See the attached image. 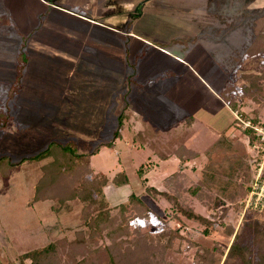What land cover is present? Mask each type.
I'll return each instance as SVG.
<instances>
[{"label":"rangeland","instance_id":"374dc122","mask_svg":"<svg viewBox=\"0 0 264 264\" xmlns=\"http://www.w3.org/2000/svg\"><path fill=\"white\" fill-rule=\"evenodd\" d=\"M263 13L264 0H0V111L8 108L12 115L0 135V156L19 162L52 141L71 142L90 155L88 173L110 178L104 191L115 227H121L115 234L123 246L116 251L123 260L118 264H130L125 253L135 264H198L206 249L212 264H247L238 254L227 257L233 243L247 250L251 264H264V206L247 208L248 195L241 194L242 185H253L261 153L243 131L250 121L242 119L259 111L264 121V89L242 94L243 80L235 77L252 68L231 56ZM22 47L47 82L27 83L17 100L13 73ZM74 68L75 87L60 100ZM108 78L113 86H105ZM227 87H233L229 96L237 98V109L223 97ZM190 115L198 120L188 123ZM178 145L198 155L183 161L174 153ZM36 160L0 175L4 264H32L30 252L88 232L86 201L77 197L56 208L52 196L36 197L46 161ZM117 172L128 183L116 184ZM174 176L178 190L169 184ZM76 179L69 174L63 185ZM147 185L177 191L182 207L210 223L177 213L173 198L152 194ZM131 192L148 209L144 215L131 207ZM122 203L129 205L126 211ZM111 243L108 236L99 240ZM44 264L72 260L60 254Z\"/></svg>","mask_w":264,"mask_h":264},{"label":"trees","instance_id":"16d2710c","mask_svg":"<svg viewBox=\"0 0 264 264\" xmlns=\"http://www.w3.org/2000/svg\"><path fill=\"white\" fill-rule=\"evenodd\" d=\"M2 20L8 21L9 18L5 16L2 17ZM8 28L10 31L15 33L13 26ZM251 28L252 33L249 36V40L245 41L242 48H236L231 55L235 56L233 58L234 63L241 61V66L245 65L246 69L248 67L252 68V70H246L245 73H240L235 77V79H238L239 81H244V84L242 81L240 85L242 88V94H246L247 92L249 93L252 90L260 93L264 89V13L254 18V23ZM186 46L187 44L185 47ZM27 56H29L27 50L22 47L19 52V79L22 77L25 62H27ZM232 90L233 87H227L222 94L224 99L229 102L230 106L237 109L239 106L237 98L235 96H229V92ZM259 114V111L256 112L254 118H249V116L245 114L244 119H242L250 121V124L245 126L243 131L249 136L251 144L259 146V151L261 153L257 160L263 159L264 156L263 134L259 133L260 129L264 130V121H262V117ZM11 118V111L8 108L0 111V135L5 130L3 127L11 122ZM185 120L188 123H193L198 120V118L194 115H190L186 117ZM122 121L123 114L120 115V125H122ZM240 125H242V123ZM118 133L119 132H116V134ZM102 146L97 147L95 151L97 152L100 150ZM174 153L183 161L191 160L198 155V153L194 150L186 149L181 145H178ZM89 157L90 155L88 154L79 153L77 145H74L71 142L63 143L58 141L50 142L42 151L32 156L23 157L19 162L12 161L11 157L8 155L0 156L1 163L5 164V167H1L0 165L1 176L4 174L8 175L12 167L16 164L23 163L26 160L32 162H34L35 159H37V162L46 160L38 173L39 181L36 188V197L44 199L52 196L51 198L56 201L54 207L59 208L63 206V204L68 205L67 201L77 197L87 202L83 210V218L85 220V224L87 225L88 232L86 230H80L73 241H67L64 239L65 242L60 241L50 243L41 250L30 252L28 257L31 258L32 264H44V261L47 258L48 260L55 257L59 258L60 254H65L67 259L72 260V264H118V261L122 259V257H120L121 254L119 255V253H116V251L120 252L123 249V246H121L122 241L117 242V238L115 236L121 227H118V225L115 227V216L110 214V211L113 210L111 209V205L105 194L106 192L104 191V187L108 185L110 178L106 174H99L90 170L88 173L87 161ZM3 158L5 160H2ZM161 158L166 159L168 157L163 155ZM1 170L6 173H2ZM139 172L142 173L141 168H139ZM123 173L124 172H117L114 176L113 181L116 184L121 185L128 183V176ZM69 174H74V176L77 177L75 184L71 185V187H69L70 185H63L64 179L66 176L69 177ZM88 175H91L90 184H87L86 182ZM174 179L175 181L169 182V184L173 183L174 187L178 190L179 184L177 183L179 182L178 180L176 181V177ZM60 186H62V188H60ZM242 187V196L249 195L252 190V186H249L248 184L242 185ZM56 189L57 191H55ZM147 191L152 194L160 193L170 199L173 198V201L177 206L174 207V209L177 213L184 212L188 218L208 222L203 215L197 214L192 208L185 206L182 207V203L177 197V191H175V193H169L168 191L159 190L150 185H147ZM128 199L131 203V207H136L139 215H144L147 212L148 209H146L138 195L131 192ZM128 208L129 205L127 203L121 204L122 210L126 211ZM208 223H210V221ZM165 235L166 232H162L158 235V237H163ZM107 236L112 238V245L104 246L99 244V240H103ZM169 236L170 237L167 238L166 242L162 244V247L165 249L170 246L171 239L173 237L171 234ZM90 240L93 244L90 243ZM206 251V253L198 255V264H212L213 261L212 257L210 258L209 256V250L206 249ZM236 254L244 258L247 264H251V258H249L250 254L247 250L233 243L227 257L235 256ZM132 260V257L130 256L129 258L125 253L124 262L128 261L127 263L135 264ZM0 264L4 263L0 262Z\"/></svg>","mask_w":264,"mask_h":264},{"label":"crops","instance_id":"0c3cea01","mask_svg":"<svg viewBox=\"0 0 264 264\" xmlns=\"http://www.w3.org/2000/svg\"><path fill=\"white\" fill-rule=\"evenodd\" d=\"M109 9H111V7ZM113 10H114V12H116L115 9H113ZM16 61H17V66H15V67H17V68H16V72L13 73L14 88H13V91L12 92H13V96H16V99L18 100V97H20L19 96V93L20 94L22 93V91L24 90V87H26L27 83L32 84V86H34V85L39 86L42 83H46L47 80H46V75H44V74L43 75H40L39 74V72H38V70L36 68V65H35L36 63H34V61H35L34 56H27V62H25L24 69H23V73H22V77L19 79V76H20L19 75V72H18V67H19V64H20L19 63L20 62L19 61V56H17V60ZM40 67H42L41 64H40ZM78 67L79 66L76 65V69ZM83 67L85 68V66H83ZM76 69L74 68V71L72 72V78H71V80L68 81V79H66L63 82V85H64L63 88L64 89L63 88L61 89V92L62 93H61V96H60V100L63 97V93L68 92L69 89H70V87H72V88L75 87L74 86V84H75L74 80H75V76H76V72H77V71L75 72ZM34 70L36 71V74L34 73ZM26 71H28V73ZM27 76H28L29 79H27ZM25 78H26V80L23 83V80ZM105 78H106V76H105ZM41 79H42V81H41ZM103 79H104L103 76L100 74L99 75V80L101 81ZM105 83H106L105 86H113L114 85L113 82L110 81V78H108V80H106ZM29 86L31 87V85H29ZM15 89H16V91H15ZM39 113H41V112H39ZM85 124H89V122L86 120V123Z\"/></svg>","mask_w":264,"mask_h":264},{"label":"built area","instance_id":"2783aa9c","mask_svg":"<svg viewBox=\"0 0 264 264\" xmlns=\"http://www.w3.org/2000/svg\"><path fill=\"white\" fill-rule=\"evenodd\" d=\"M259 133L263 134L264 139V130L260 129ZM257 146V145H255ZM256 176L253 180L252 190L248 195L246 206L252 208H258L264 206V158L260 161L256 159Z\"/></svg>","mask_w":264,"mask_h":264}]
</instances>
